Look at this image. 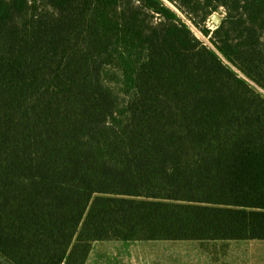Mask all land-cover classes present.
<instances>
[{"label":"trees","instance_id":"obj_1","mask_svg":"<svg viewBox=\"0 0 264 264\" xmlns=\"http://www.w3.org/2000/svg\"><path fill=\"white\" fill-rule=\"evenodd\" d=\"M109 241H264V0H0V257Z\"/></svg>","mask_w":264,"mask_h":264},{"label":"crops","instance_id":"obj_2","mask_svg":"<svg viewBox=\"0 0 264 264\" xmlns=\"http://www.w3.org/2000/svg\"><path fill=\"white\" fill-rule=\"evenodd\" d=\"M109 242L94 244L86 264H264V241Z\"/></svg>","mask_w":264,"mask_h":264},{"label":"rangeland","instance_id":"obj_3","mask_svg":"<svg viewBox=\"0 0 264 264\" xmlns=\"http://www.w3.org/2000/svg\"><path fill=\"white\" fill-rule=\"evenodd\" d=\"M216 14H219L221 17H223L222 16V12L221 13H216ZM208 25L211 28L215 27V24L213 23V21H209ZM231 242H234V241H231ZM235 242H237V241H235ZM107 243H110V242H102L101 244H107ZM108 252H109V246H106V253L105 254L107 255ZM232 256H234V254H232ZM0 264H6L1 257H0Z\"/></svg>","mask_w":264,"mask_h":264},{"label":"water","instance_id":"obj_4","mask_svg":"<svg viewBox=\"0 0 264 264\" xmlns=\"http://www.w3.org/2000/svg\"><path fill=\"white\" fill-rule=\"evenodd\" d=\"M212 21L216 26H219L222 22V17L219 14H214L212 16Z\"/></svg>","mask_w":264,"mask_h":264}]
</instances>
